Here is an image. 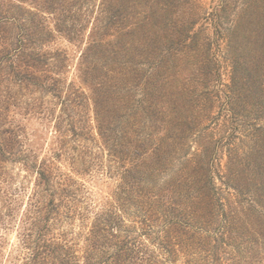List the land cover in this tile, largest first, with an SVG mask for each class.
Wrapping results in <instances>:
<instances>
[{
    "label": "rangeland",
    "instance_id": "374dc122",
    "mask_svg": "<svg viewBox=\"0 0 264 264\" xmlns=\"http://www.w3.org/2000/svg\"><path fill=\"white\" fill-rule=\"evenodd\" d=\"M155 1L164 0H148ZM106 2L0 0V6L10 5L23 13L27 26L41 27L38 29L43 36L41 40L37 41L38 37L33 35L31 38L36 43L35 49L47 57L49 66L45 67V73L49 77L45 82L54 88L50 90L44 85L24 89L10 85L9 102L4 101V86L0 92L3 101L0 133L8 131L0 134V140L13 138V153L0 155V264H96L110 258L119 239L138 246L137 252H133V257L125 264H231L222 258L225 257L224 249L223 256L217 253V258L211 252L204 253L201 248H206L205 240L198 238L189 239L187 245L192 246H184L182 251L174 244L175 252L169 255L159 244L163 240L164 219L150 223L145 229L141 224L142 198L132 196L133 191L128 188L125 192L120 190L123 167L111 156L109 145L106 146L98 132L93 85L85 78L87 70L83 63L89 52L87 48L101 26V11ZM175 2L180 4L173 17L176 23L180 24V20L186 24L193 22V28L199 33V43L212 42L211 66L215 68L213 78L220 95L213 110L217 118L211 124V130L202 132L196 139L205 145L212 139L209 135L220 140L217 164L221 162L225 166L230 141L243 149L248 143V139L244 142L240 139L241 121L227 115L230 112L224 94L230 83L234 54L225 36L236 19L247 22L250 12L257 10L256 0ZM17 31L13 27L7 39L12 40ZM139 31H134L135 36L142 37ZM125 32V29L112 32L115 37L106 38L124 43L130 40ZM170 32L163 31L161 39ZM174 36L173 32L171 38H176ZM134 42L138 44L136 40ZM238 52L237 58L240 56L243 60L245 55ZM202 54L187 48L174 53L172 61L181 83L196 76L204 59ZM102 62L99 60L98 63ZM121 79L124 88L120 89L121 93L128 95L130 100L127 105L136 104L140 99V82L130 86V82L125 85V77ZM190 147L195 151L197 143H190ZM42 164L50 168L47 181L39 178L38 170ZM166 175L157 180V188L165 187L167 180L163 179ZM238 180L237 173L239 184ZM216 184L220 189L217 197L224 207L226 205L228 227L233 239L236 237L235 247L227 249L235 258L231 260L237 261L236 264H264V225L260 226L256 214L249 210L251 194H236L219 178H216ZM142 185L146 184L143 182ZM162 193L168 195L163 198L166 202L169 192ZM119 195L124 202L126 219L123 221L115 214L120 213L116 208ZM95 225L102 229L96 235L97 239L91 236ZM113 227L118 229L119 238L110 236ZM256 238L260 245L255 243Z\"/></svg>",
    "mask_w": 264,
    "mask_h": 264
},
{
    "label": "trees",
    "instance_id": "16d2710c",
    "mask_svg": "<svg viewBox=\"0 0 264 264\" xmlns=\"http://www.w3.org/2000/svg\"><path fill=\"white\" fill-rule=\"evenodd\" d=\"M254 4L257 10L250 12L247 22L236 19L225 36L234 54L230 83L224 94L230 112L227 115L241 121L240 139L242 142L248 139L246 149L230 141L225 166L221 162L217 164L220 140L209 135L212 139L205 145L196 139L202 132H209L217 118L213 110L220 95L213 78L215 68L211 66L212 42L199 43V33L193 28V22L186 24L180 20V24L176 23L173 17L180 7L178 2L107 0L101 11V26L84 56L85 78L93 85L98 132L106 146L109 145L111 156L123 167L120 190L125 192L128 188L133 191L132 196L142 198L141 224L145 229L150 223L164 219L163 240L159 244L169 255L175 252L174 244L182 251L184 246H192L187 245L189 239L198 238L205 240L206 248H201L204 253L211 252L216 258L217 253L220 257L225 255L222 258L229 263H237L231 260L235 258L227 250L235 247L236 237L233 239L228 227L226 205L224 207L217 197L220 189L216 178L236 194H251L249 210L256 214L260 226L264 225V0H256ZM23 16L13 6H0V92L4 86L5 102L11 100L10 85L24 89L46 85L54 89L45 82L49 77L45 73V67L49 66L47 57L35 49L36 43L31 38L33 35L38 37L37 41L41 40L43 36L38 32L41 27L27 26ZM13 27L18 31L9 40L7 34L12 33ZM124 29L129 41L123 43L106 38L115 37L112 32ZM136 30H140L142 37L135 36ZM166 30L171 32L163 35L162 40L161 33ZM173 32L176 38H171ZM185 48L203 52L204 59L196 76L181 83L172 57ZM238 49L245 55L243 60L240 56L237 58ZM99 60L103 62L99 64ZM122 76L126 78L125 85L140 82V99L136 104L127 105L130 103L128 95L120 90L124 89ZM1 102L0 98V117L3 116ZM3 133L8 131L0 134ZM12 139L3 137L0 140L1 156L5 152L13 153ZM194 141L197 147L191 151L193 147L189 149V145ZM49 171L47 164L40 165V180L47 181ZM163 174H167L163 179L167 183L164 188H157V180ZM143 182L146 185L143 186ZM163 191L169 192L166 202L163 198L168 195H163ZM118 201L116 208L120 213L115 214L123 221L126 218L122 196L119 195ZM101 230L95 225L91 236L97 239ZM110 236L119 238L118 229L113 227ZM257 239L255 243L260 245ZM231 240L234 241L231 243ZM119 241L110 258L96 264L129 262L138 246L131 241ZM138 259L143 261V258Z\"/></svg>",
    "mask_w": 264,
    "mask_h": 264
}]
</instances>
